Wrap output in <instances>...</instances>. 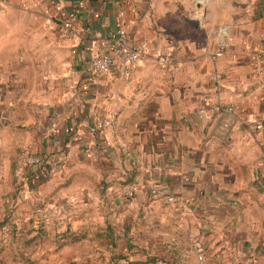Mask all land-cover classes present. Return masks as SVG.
<instances>
[{
	"label": "crops",
	"instance_id": "crops-1",
	"mask_svg": "<svg viewBox=\"0 0 264 264\" xmlns=\"http://www.w3.org/2000/svg\"><path fill=\"white\" fill-rule=\"evenodd\" d=\"M118 13L143 57L127 76L91 73ZM70 14L75 38L59 31ZM160 52L173 54L172 69ZM24 150L41 166L19 172ZM1 175L17 207L29 191L32 224H112L95 240L115 264H264V0H10L0 10ZM132 182L142 187L128 199ZM152 182L170 199L151 195Z\"/></svg>",
	"mask_w": 264,
	"mask_h": 264
},
{
	"label": "rangeland",
	"instance_id": "rangeland-1",
	"mask_svg": "<svg viewBox=\"0 0 264 264\" xmlns=\"http://www.w3.org/2000/svg\"><path fill=\"white\" fill-rule=\"evenodd\" d=\"M30 167L31 165L20 164L17 170L25 172ZM11 170L10 175L15 170L14 166ZM7 178H4V175L0 177V264H115L118 262L115 257L106 256L107 252H101L102 247L95 240L99 235L110 236L109 227L112 224H32L29 191L27 190L28 195H23L19 202L21 207L20 205L17 207L14 196L10 200L3 196L8 194L9 189L13 190V185L11 186V181ZM23 180L28 186V180ZM17 181L19 182V179ZM111 235L113 238L120 237L117 233ZM31 238H37L38 243L30 242ZM121 252L118 250L117 254L121 256ZM129 262L136 261L126 260L124 264Z\"/></svg>",
	"mask_w": 264,
	"mask_h": 264
},
{
	"label": "built area",
	"instance_id": "built-area-1",
	"mask_svg": "<svg viewBox=\"0 0 264 264\" xmlns=\"http://www.w3.org/2000/svg\"><path fill=\"white\" fill-rule=\"evenodd\" d=\"M10 0H0V10H2ZM29 0H20V5L25 7V3ZM44 13L51 15L50 9L46 8ZM121 13H118L115 17L117 24L114 34H112L109 43L110 47L108 51L102 54L94 55L90 59L88 69L91 73L103 74L110 71H115L120 75L127 76L131 69L137 64L143 57V50L137 44L129 41L126 30L120 23ZM60 34L63 37L75 38L77 36V16L70 14L67 18L63 19L59 28ZM220 54V53H218ZM157 64L162 68L172 69L175 65L173 54L171 52H160L155 57ZM254 61V71H261L260 59L254 55L252 56ZM205 100H208L207 98ZM217 109L223 111H233V107L217 105ZM109 121H103L101 126L109 125ZM262 125L258 122L252 124L253 130H261ZM43 159L39 155L30 153L28 150H24L20 156V164L25 165H41ZM142 186L137 182H132L125 185L122 189V195L125 198H133L134 195ZM149 193L153 196L163 195L168 198L169 188L167 184L148 183L146 186ZM201 247H198V252L201 253ZM198 259L201 261L202 256L199 255ZM127 264H167L162 258H155L152 261L144 262H129Z\"/></svg>",
	"mask_w": 264,
	"mask_h": 264
},
{
	"label": "trees",
	"instance_id": "trees-1",
	"mask_svg": "<svg viewBox=\"0 0 264 264\" xmlns=\"http://www.w3.org/2000/svg\"><path fill=\"white\" fill-rule=\"evenodd\" d=\"M152 260H155V258H153V259H150V260H147V261H152Z\"/></svg>",
	"mask_w": 264,
	"mask_h": 264
}]
</instances>
